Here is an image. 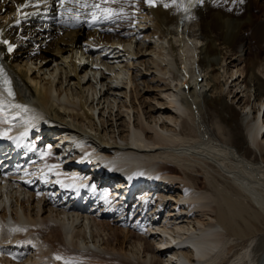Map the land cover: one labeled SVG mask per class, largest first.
I'll return each mask as SVG.
<instances>
[{
	"label": "bare ground",
	"instance_id": "6f19581e",
	"mask_svg": "<svg viewBox=\"0 0 264 264\" xmlns=\"http://www.w3.org/2000/svg\"><path fill=\"white\" fill-rule=\"evenodd\" d=\"M30 2L0 0L19 45L2 55L16 99H0V126L30 117L47 120L36 136L50 121L66 131L34 145L30 174L0 165V207L14 213L0 211V264H264V1L59 0L17 22ZM94 3L111 18L80 7ZM67 135L128 155L120 176L89 186L92 171L57 162ZM125 216L138 230L120 229Z\"/></svg>",
	"mask_w": 264,
	"mask_h": 264
},
{
	"label": "snow or ice",
	"instance_id": "6c2138e0",
	"mask_svg": "<svg viewBox=\"0 0 264 264\" xmlns=\"http://www.w3.org/2000/svg\"><path fill=\"white\" fill-rule=\"evenodd\" d=\"M113 2H115V0H113ZM151 2V0H150ZM25 7L27 5H24ZM61 6H63V0H61ZM165 7H167L168 5L165 4ZM80 7L82 8H87V7H91L92 9L95 10H99L100 15L99 17H97L96 12L94 11L92 13L93 18L94 19H109L111 18V15H113V13L111 12L110 9H106V8H101L99 3H94V4H80ZM4 43H7V41H4ZM12 46L9 45V50H11ZM0 84H2L5 88V91L8 92L9 96H14V93L11 90V81L9 80L7 74L3 71L2 68H0ZM17 107H20L19 105H17ZM57 259H59V257H57Z\"/></svg>",
	"mask_w": 264,
	"mask_h": 264
},
{
	"label": "rangeland",
	"instance_id": "374dc122",
	"mask_svg": "<svg viewBox=\"0 0 264 264\" xmlns=\"http://www.w3.org/2000/svg\"><path fill=\"white\" fill-rule=\"evenodd\" d=\"M263 1H264V0H263ZM110 21L112 22L113 20L110 19ZM110 21H109V20L107 21L108 24L111 23ZM249 33H251V31H250ZM39 51H40V50H39ZM39 51H38V52H39ZM258 51L261 53V56L264 55V51L261 52L262 50H259V49H258ZM82 63H83V62H82ZM85 63H87V61H86ZM236 76H237V75H236ZM228 82H229V84L231 83V81H228ZM241 90H245V87L242 86L241 89H238V90L234 89L233 91H234V92L236 91L235 93H239V94H238L239 96H242V95H243V96H245V95H249V93H248V94H247V93H240ZM247 98H248V97H247ZM245 110H246V109H245ZM178 184H183V183H182V182H181V183L178 182ZM178 184L175 186L177 189H178L179 186H182V185H178ZM177 186H178V187H177ZM172 188H173V186H172ZM179 188H180V187H179ZM175 190H176V189H175ZM178 190H179V189H178ZM178 190H176V191H178ZM85 201H86V198H85ZM134 202L137 203V202H138V199L135 200ZM134 202H133V204H134ZM134 205H135V204H134ZM134 205H133V206H134ZM93 214H95L94 216H96V218L99 216L98 219H101L102 221H103V220H106L107 222H110V221H111V222H116V219H114L113 217H111V216H109V215H105V217H109V218H102L101 215H100L99 213H98L99 215H98L97 213H93ZM97 215H98V216H97ZM125 217H126V220H125L124 225H120V224H119L120 227H121L120 229H121L122 231H125V232H126V231H129V230H133V231L138 230V227H139V219H136L134 222H132V221L130 220V222L127 224V216H125ZM110 218H111V219H110ZM108 220H109V221H108ZM137 221H138V223H137ZM115 253H116V252H115ZM87 256H88V258H91V259L93 258V256H91V255H87Z\"/></svg>",
	"mask_w": 264,
	"mask_h": 264
}]
</instances>
